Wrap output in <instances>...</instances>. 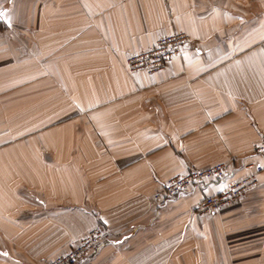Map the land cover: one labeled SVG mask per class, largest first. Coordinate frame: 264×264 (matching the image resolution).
Here are the masks:
<instances>
[{
    "label": "crops",
    "instance_id": "obj_1",
    "mask_svg": "<svg viewBox=\"0 0 264 264\" xmlns=\"http://www.w3.org/2000/svg\"><path fill=\"white\" fill-rule=\"evenodd\" d=\"M174 32L190 41L164 69L128 68ZM262 142L264 0H0V264H48L96 225L111 238L78 264H264L263 185L195 211Z\"/></svg>",
    "mask_w": 264,
    "mask_h": 264
},
{
    "label": "built area",
    "instance_id": "obj_2",
    "mask_svg": "<svg viewBox=\"0 0 264 264\" xmlns=\"http://www.w3.org/2000/svg\"><path fill=\"white\" fill-rule=\"evenodd\" d=\"M190 41L185 32H174L156 40L155 44L127 59L131 71H145L153 74L164 69L170 59L182 53L184 46ZM256 153H264V142L255 145ZM229 164L217 163L205 168H190L184 175L172 177L166 181L164 187L155 193L154 202L163 204L174 199L196 185L210 180L222 179L227 176ZM264 171V164L257 163L255 170L239 178L232 179L226 187L215 194L206 195L196 206L199 214H216L224 207L242 199L246 194L264 182L259 181L258 173ZM111 238V230L101 225L91 228L67 252L57 255L48 264H77L81 259L91 254L101 243Z\"/></svg>",
    "mask_w": 264,
    "mask_h": 264
},
{
    "label": "rangeland",
    "instance_id": "obj_3",
    "mask_svg": "<svg viewBox=\"0 0 264 264\" xmlns=\"http://www.w3.org/2000/svg\"><path fill=\"white\" fill-rule=\"evenodd\" d=\"M237 201H238V200H237ZM105 228H106V227H105ZM108 229H110V228H108ZM110 230H111V229H110ZM111 232H112V231H111ZM104 242H105V241H104ZM104 242H103V243H104ZM103 243H101V244H103ZM101 244H100V245H101ZM100 245H98V247H97V248H96L91 254L87 255V256L84 257L83 259H85V258H87L88 256H90V255H92L93 253H95V252L97 251V249L99 248ZM83 259H81L78 263H80ZM78 263H77V264H78Z\"/></svg>",
    "mask_w": 264,
    "mask_h": 264
}]
</instances>
